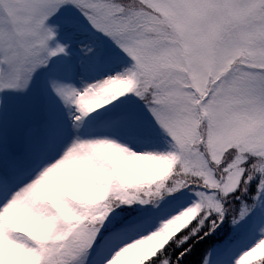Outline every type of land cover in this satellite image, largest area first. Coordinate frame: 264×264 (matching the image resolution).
Instances as JSON below:
<instances>
[{
  "label": "snow or ice",
  "instance_id": "obj_1",
  "mask_svg": "<svg viewBox=\"0 0 264 264\" xmlns=\"http://www.w3.org/2000/svg\"><path fill=\"white\" fill-rule=\"evenodd\" d=\"M0 264H264V0H0Z\"/></svg>",
  "mask_w": 264,
  "mask_h": 264
}]
</instances>
